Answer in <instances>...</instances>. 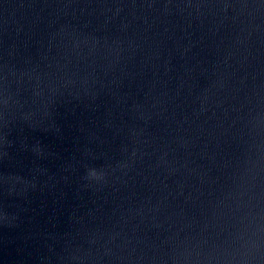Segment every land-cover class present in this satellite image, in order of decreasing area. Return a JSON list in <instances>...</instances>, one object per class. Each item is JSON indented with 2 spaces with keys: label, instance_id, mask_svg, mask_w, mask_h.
I'll use <instances>...</instances> for the list:
<instances>
[{
  "label": "water",
  "instance_id": "water-1",
  "mask_svg": "<svg viewBox=\"0 0 264 264\" xmlns=\"http://www.w3.org/2000/svg\"><path fill=\"white\" fill-rule=\"evenodd\" d=\"M0 264H264V0H0Z\"/></svg>",
  "mask_w": 264,
  "mask_h": 264
},
{
  "label": "clouds",
  "instance_id": "clouds-1",
  "mask_svg": "<svg viewBox=\"0 0 264 264\" xmlns=\"http://www.w3.org/2000/svg\"><path fill=\"white\" fill-rule=\"evenodd\" d=\"M5 154H6V153H5ZM89 176H90V177H96V178H99V177H97V174H96L95 171H91V172L89 173Z\"/></svg>",
  "mask_w": 264,
  "mask_h": 264
}]
</instances>
